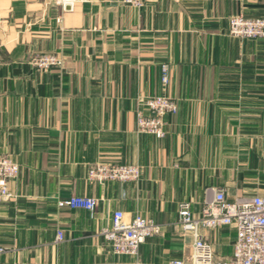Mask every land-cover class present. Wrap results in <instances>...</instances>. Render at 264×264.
Returning a JSON list of instances; mask_svg holds the SVG:
<instances>
[{
  "label": "crops",
  "instance_id": "0c3cea01",
  "mask_svg": "<svg viewBox=\"0 0 264 264\" xmlns=\"http://www.w3.org/2000/svg\"><path fill=\"white\" fill-rule=\"evenodd\" d=\"M235 15L264 17V0H145L141 10L87 0L66 12L0 0V156L21 166L0 205V264H133L100 234L118 210L163 228L141 246L143 261L182 259L194 240L181 204L199 215L210 188L231 202L264 197V39L231 36ZM41 53L63 56L64 69H34ZM163 95L179 106L166 137L139 134L138 99ZM99 161L140 166L142 178L91 182ZM73 197L97 209L59 208ZM201 235L216 262L233 257L235 228Z\"/></svg>",
  "mask_w": 264,
  "mask_h": 264
},
{
  "label": "built area",
  "instance_id": "2783aa9c",
  "mask_svg": "<svg viewBox=\"0 0 264 264\" xmlns=\"http://www.w3.org/2000/svg\"><path fill=\"white\" fill-rule=\"evenodd\" d=\"M51 1L64 12L87 2V0ZM122 1L139 10L145 6V0ZM229 33L238 39H264V17L232 16L229 19ZM29 63L39 72L63 70L65 67V60L59 54H34ZM170 74V65H162V83L165 87L170 84ZM178 112V103L170 96L139 98L136 109L137 132L163 140L166 137V117L176 116ZM20 173L21 166L13 158L0 156V205L13 197L9 185L11 181L19 178ZM142 175L143 170L137 165L99 161L90 168L88 178L91 182L105 186L109 182L137 183ZM58 206L93 213L97 209L98 200L73 197L60 201ZM179 224L194 240L192 251L185 258L160 263L145 262L140 254L141 246L148 239L163 233L162 226L152 219L137 214L133 220L127 221L126 214L118 210L113 214L111 225L103 228L100 234L114 255L133 258V264H264V197H243L231 202L224 190L210 188L206 191L205 203L199 215L192 211L190 204L180 205ZM224 227L236 229L234 255L230 260L216 262L210 246L201 235V230H218ZM63 240L64 234L59 231L57 242Z\"/></svg>",
  "mask_w": 264,
  "mask_h": 264
}]
</instances>
